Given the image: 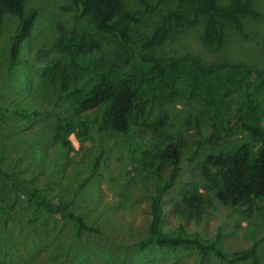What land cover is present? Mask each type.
Wrapping results in <instances>:
<instances>
[{
	"label": "rangeland",
	"instance_id": "1",
	"mask_svg": "<svg viewBox=\"0 0 264 264\" xmlns=\"http://www.w3.org/2000/svg\"><path fill=\"white\" fill-rule=\"evenodd\" d=\"M122 2L130 11L144 9L140 0ZM156 2L148 0L151 6ZM175 4L176 0H166L162 6ZM253 6L259 16L244 19V34L222 21L225 36L219 50L200 41L201 18L196 27L177 30L162 46L144 53L164 58L188 54L208 67L230 63L264 73V0H253ZM32 7L37 9L33 31L23 42L19 63L12 69L7 65V47L16 17L7 15L0 29V168L26 178L27 184L39 187L51 202H68L70 210L101 233L77 234L72 221L46 213L25 195L13 204L6 193L10 183L0 175V264H196L198 255L193 250L137 245L150 221V202L158 181L146 167L169 143L179 148L180 170L162 200L161 228L182 225L203 237L219 235L228 253L258 241L257 253L264 264V209L252 206L239 210L224 205L201 171L207 150L231 143L238 136L211 129L210 106L198 93L156 103L152 116H169L160 134L135 126L126 134L86 131L75 112L66 107L67 102L57 101L49 82L47 74L55 64L69 59L57 44L70 33L73 44H78L88 28L99 44L102 66L123 60V48L110 34L94 30L88 18L76 17L72 0H25V8ZM160 23L158 10H149L133 25L132 35L147 37ZM238 101L237 93L226 101L223 126L232 119ZM23 109L25 113L20 112ZM32 112L38 114L32 116ZM191 115L198 117V131L189 124ZM66 119L72 129L68 134L61 127ZM55 133L67 136L72 149L61 147ZM99 155L96 174L85 182ZM169 170L164 164L161 177ZM205 264L227 263L210 255Z\"/></svg>",
	"mask_w": 264,
	"mask_h": 264
},
{
	"label": "trees",
	"instance_id": "2",
	"mask_svg": "<svg viewBox=\"0 0 264 264\" xmlns=\"http://www.w3.org/2000/svg\"><path fill=\"white\" fill-rule=\"evenodd\" d=\"M72 1L76 17L88 18L94 30L110 34L123 48L124 59L102 66L101 51L92 31L86 28L76 45L70 33L57 44L69 57L68 61L56 63L54 70L47 74L57 93V101L67 102L66 107L75 112L86 131L126 134L135 126L157 135L167 124L169 116L166 113L152 116L156 103L198 93L210 106L211 129L223 131L230 137L240 136L231 143H223L217 149L205 152L201 171L207 185L213 188L215 197L224 205L239 210H250L252 206L264 209V73L252 66L230 63L208 67L199 58L188 54L164 58L154 52L144 53L162 46L175 31L196 27L201 18L204 26L200 41L212 50H219L224 45L225 36L222 21L231 23L244 34V19L259 16L253 0H229L226 4L219 0H176L171 8L162 6L166 0H157L154 6L148 0H140L144 9L135 12L128 10L122 0ZM154 9L160 13L161 23L147 37L133 36V25L139 23L147 11ZM7 15L17 19L7 47V65L12 69L19 63L23 42L33 31L37 9H26L25 0H0V29ZM233 93L238 94L239 101L232 119L223 126L224 106ZM20 112L25 113V110ZM37 114L32 112L30 115ZM62 122L61 127L67 134L72 131L69 119ZM189 124L198 131L196 115H191ZM57 133L54 137L61 147L72 149L67 136L62 138ZM99 158L100 155L95 158L85 182L96 174ZM179 159L178 146L169 143L152 156L146 167V172L156 175L158 181L151 197L150 221L137 245L141 248L154 244L193 250L198 255L196 264H205L210 255L227 264L245 260L263 264L257 253L258 241L228 253L219 235L203 237L182 225L170 230L161 228L162 200L178 177ZM164 164L170 170L162 178ZM0 175L10 183L6 193L13 204L20 195H25L46 213L72 221L77 234L101 233L83 216L70 210L68 202H51L39 187L27 184L26 178L16 173L0 168Z\"/></svg>",
	"mask_w": 264,
	"mask_h": 264
}]
</instances>
